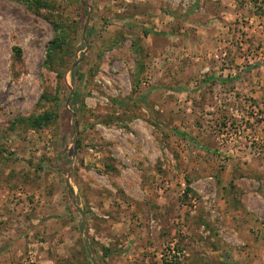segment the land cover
<instances>
[{
	"label": "rangeland",
	"instance_id": "1",
	"mask_svg": "<svg viewBox=\"0 0 264 264\" xmlns=\"http://www.w3.org/2000/svg\"><path fill=\"white\" fill-rule=\"evenodd\" d=\"M0 264H264V0H0Z\"/></svg>",
	"mask_w": 264,
	"mask_h": 264
}]
</instances>
